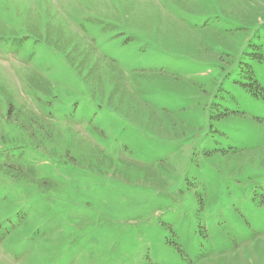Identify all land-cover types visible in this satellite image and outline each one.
<instances>
[{
	"label": "rangeland",
	"instance_id": "1",
	"mask_svg": "<svg viewBox=\"0 0 264 264\" xmlns=\"http://www.w3.org/2000/svg\"><path fill=\"white\" fill-rule=\"evenodd\" d=\"M186 1L0 0V264H264V98L230 89L210 107L217 77L193 70L263 41L264 0ZM102 10L189 58L178 80L137 76L159 52L110 40ZM46 20L123 66L130 100L21 25L42 37Z\"/></svg>",
	"mask_w": 264,
	"mask_h": 264
},
{
	"label": "trees",
	"instance_id": "2",
	"mask_svg": "<svg viewBox=\"0 0 264 264\" xmlns=\"http://www.w3.org/2000/svg\"><path fill=\"white\" fill-rule=\"evenodd\" d=\"M167 1L174 8L180 11V13L187 14L189 12L188 2L186 0ZM102 11L105 14L102 16L115 23V26L110 25L109 28L110 40L115 37L124 36L123 41H121L118 45L122 44V46H127V48H136V59L142 54H147L149 49L154 52H159L156 55L148 56L157 65H149L150 69L148 74H137V76L143 78H160L162 80H178L177 75H180V71L175 69L176 61H186L189 58L186 56H180L177 53L170 54L164 50L159 51L160 48H158L155 44L146 42L141 36V33L148 31L150 26L148 27L147 25L146 27L139 28L133 25V29H135L133 31L131 29L132 27H129V29L122 24L121 28H118L117 24H120V20L116 17L110 15L108 16L107 12H109V10ZM209 24V20H203L201 23L194 22L193 26L195 29L192 31L202 30ZM21 25L23 28L27 29L31 36L35 37L32 38V40L36 44L42 43L50 47L52 51L61 54L70 66H74L77 71H80L78 74L82 75L88 84L94 87V90L99 88L101 89L104 79L107 78L106 81L111 89L109 94L111 101L116 100L117 103L120 102V104H124L130 100L132 93L125 86L124 75L126 74V71L123 66L121 67L115 60H109L107 71H105V63L107 61H101L95 55V51L91 45H87L86 48L81 47L79 45L80 40L78 38L73 39L72 36H66L68 34L63 32V28H60L61 26L51 28L48 20L44 22L42 37L38 33V27L31 29L32 22H21ZM260 29L263 31L264 35V22L260 25ZM224 31L225 30H221V32ZM191 36L195 37L194 35ZM77 40L78 42H76ZM124 55L126 57L129 56L126 50ZM221 56L225 59V61H222L221 63L218 62L212 64L194 61L193 70H196L199 74H204L205 76L217 77V80L214 82L215 91L212 95L203 91L205 96L208 98V106H221L220 101H217V99H222V96H229L233 98L229 92L230 89L236 90L249 98H264V88L260 85L256 77L257 67L264 64V40L254 42L248 37L238 53L233 55L225 52ZM100 64L104 65V69L101 68ZM33 81L40 82L37 79H34ZM183 81H189V79L187 78ZM36 89L45 91L47 90V87H37Z\"/></svg>",
	"mask_w": 264,
	"mask_h": 264
}]
</instances>
